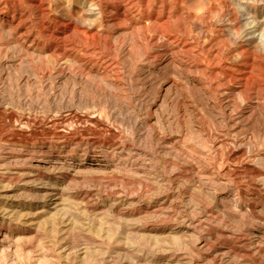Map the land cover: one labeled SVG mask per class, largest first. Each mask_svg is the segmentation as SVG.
I'll use <instances>...</instances> for the list:
<instances>
[{"label": "rangeland", "instance_id": "1", "mask_svg": "<svg viewBox=\"0 0 264 264\" xmlns=\"http://www.w3.org/2000/svg\"><path fill=\"white\" fill-rule=\"evenodd\" d=\"M104 1L0 0V264H264V0Z\"/></svg>", "mask_w": 264, "mask_h": 264}, {"label": "bare ground", "instance_id": "2", "mask_svg": "<svg viewBox=\"0 0 264 264\" xmlns=\"http://www.w3.org/2000/svg\"><path fill=\"white\" fill-rule=\"evenodd\" d=\"M43 1H44V0H43ZM103 1H104V0H103ZM105 1H106V0H105ZM105 1H104V2H105ZM118 1H119V0H118ZM123 2H124V1H123ZM133 2H134V0H128V5H131V6H132V5L134 4ZM102 3H103V2H102ZM102 3H97V4H96V2H95V3H92V2H89V1H83V2H80V1H79V2L77 3V5L79 4V5L82 6V7H83V6H87V5H92L95 9H90V8H89L90 10H86V11H88V12L86 13V15H87V14H89V15H90V14H94V15H95V14H97L100 10L103 9V5H102ZM105 3H106V2H105ZM147 3H149V2H147ZM126 4H127V3H126ZM92 6H91V7H92ZM77 7H79V6H77ZM120 7H121V6H120ZM124 7H125V6H124ZM246 7H247V6H246ZM243 9H244V8H243ZM246 9H247V8H246ZM104 10H105V9H104ZM96 11H98V12H96ZM245 11H246V10H245ZM245 11H244V12H245ZM248 11H249V10H248ZM98 14H99V13H98ZM230 15L233 16V15H234L233 12H230ZM90 16H91V15H90ZM250 16H251V15H250ZM134 18H135V17H134ZM167 21H168V20H167ZM252 21H253V20H252ZM248 22H249V21H248ZM150 24H151V23H150ZM248 24H250V23H248ZM258 24H259V23H258ZM245 25H246V24H245ZM193 26H194L195 28H198L197 25L194 24V23H193ZM199 26H200V25H199ZM75 27H76V26H75ZM256 27H258V26L255 25L254 28H256ZM260 27H261V26H260ZM260 27H259V28H260ZM77 28H78V27H77ZM252 28H253V27H252ZM79 29H81V28H79ZM82 29H83V32H84L85 30H86V32L89 31V29H88V28L86 29L85 27L82 28ZM92 29H93V28H92ZM117 30H118V29H117ZM255 30H256V29H255ZM76 31H77V30H76ZM248 33H249V32H248ZM153 34H154V33H153ZM168 34H169V33H168ZM160 35H161V34H160ZM162 35H163V38L169 37V35L167 36V34H166V33H163V32H162ZM171 35H172V34H171ZM254 35H255V34H254ZM144 36H146V38H147L149 41L155 43V44H156L155 46H159V45H158V41L153 40V38L151 37V35H150L149 33L146 34V35H144ZM254 38H255V37H254ZM256 38H257V36H256ZM132 39H133V38H132ZM147 39H146V40H147ZM166 40H167V39H166ZM256 40H257V39H256ZM134 41H135V40H134ZM259 41H260V40H259ZM163 45H164V44H163ZM160 50H161V49H160ZM162 56H163V55H162ZM154 59H155V58H154ZM226 70H227V69H226ZM229 71H230V70H229ZM239 72H241V71H239ZM234 74H235V73H234ZM162 75H165V74L162 73ZM153 76H154V75H153ZM215 78H216V77H215ZM158 80H159L158 77H156V78H154L152 81L157 83ZM226 82H227V81H226ZM229 83H230V82H229ZM227 85H228V84H227ZM224 86H225V85H224ZM195 87H196V86H195ZM192 88H193V87H192ZM194 90H197V89H194ZM194 92H195V91H194ZM197 92L200 93L199 91H197ZM195 93H196V92H195ZM204 95H205V94H204ZM14 264H15V263H14Z\"/></svg>", "mask_w": 264, "mask_h": 264}]
</instances>
